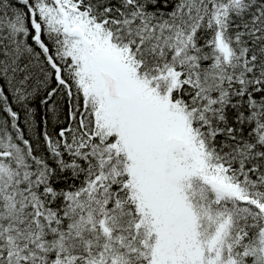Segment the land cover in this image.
I'll use <instances>...</instances> for the list:
<instances>
[{
	"label": "snow or ice",
	"instance_id": "snow-or-ice-1",
	"mask_svg": "<svg viewBox=\"0 0 264 264\" xmlns=\"http://www.w3.org/2000/svg\"><path fill=\"white\" fill-rule=\"evenodd\" d=\"M0 264H264V0H0Z\"/></svg>",
	"mask_w": 264,
	"mask_h": 264
}]
</instances>
